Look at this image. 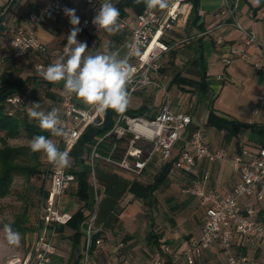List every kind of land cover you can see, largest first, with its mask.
I'll return each instance as SVG.
<instances>
[{"label":"crops","instance_id":"crops-1","mask_svg":"<svg viewBox=\"0 0 264 264\" xmlns=\"http://www.w3.org/2000/svg\"><path fill=\"white\" fill-rule=\"evenodd\" d=\"M48 1L0 0V57L5 60L0 67V83L15 82L27 108L32 103H40L44 111L56 108L61 112L65 94L63 82L50 83L40 73L63 55L72 28L63 10L75 9L81 23L90 20L88 5L83 1L66 0L63 8L47 23L36 27L37 36L48 49L45 54L31 52L16 57L10 46L12 30L19 26L29 27V13L41 10ZM188 1L191 4L188 18L166 32L163 38L164 44L171 49L163 58L160 86L137 90L130 97L127 113L144 107L142 117L152 119L169 96L173 111L189 113L193 118L185 139L193 130L201 129L211 149H224L230 156L243 148L256 152L264 147V69L257 70L253 63L240 57H235L230 64L222 61L231 57V48L243 47V35L239 31L229 24L218 27L223 20L220 10L224 0H198L196 11H193L191 0ZM111 2L119 9L120 16L126 18H135L146 8L143 2L136 0ZM238 19L245 28L254 30L264 39V0L258 7L253 6L252 0H244ZM202 33L206 34L200 36ZM219 36L224 38L223 44L217 43ZM77 40L87 44L86 54L118 50L123 58L127 52L125 33L121 28L117 33H108L99 30L92 20L87 29H81ZM248 52L252 61L257 57L264 59V48H248ZM78 103L89 107L80 99ZM138 145L143 148L144 155L151 149L146 140L139 141ZM184 146L185 142L180 141L173 156ZM88 156L89 153L83 155L87 167ZM80 169L82 165L75 164L70 156L69 170L74 173ZM207 172L210 177L204 181ZM96 173L103 193L95 222L96 232H101L98 239L101 244H96L89 253V264H108L115 260L119 264H154L155 259L171 261L172 254L165 248L180 252L191 241L199 240L206 218L207 205L201 204V199L186 192L185 188L203 183L207 190L226 194L240 179L230 160L213 163L203 160L194 167L192 174H186L175 168L172 160H163L159 156H155L139 176L100 160ZM164 173V181L155 187ZM89 184L92 186L90 179ZM78 189L76 176L61 203V210L72 216L83 208L85 214L91 211L79 198ZM261 212V218H264V208ZM44 230L45 226L37 236ZM46 230L48 237L53 233L57 248L52 264H83L87 253L84 233L75 235L76 228L69 223L55 227L48 225ZM150 232L158 235L159 243L155 239L149 240ZM235 251L249 253L264 264L263 246L252 247L240 240ZM195 264H227V261L216 247H211Z\"/></svg>","mask_w":264,"mask_h":264},{"label":"built area","instance_id":"built-area-1","mask_svg":"<svg viewBox=\"0 0 264 264\" xmlns=\"http://www.w3.org/2000/svg\"><path fill=\"white\" fill-rule=\"evenodd\" d=\"M65 1L49 0L41 10L29 13V27L19 26L12 30L10 46L16 57H24L31 52L40 54L47 52V46L37 36L36 27L47 23L49 18L63 8ZM72 1H83L88 5L90 20H93L97 14L101 3L105 2V0ZM243 1L224 0L220 10L223 20L218 27L229 24L243 35V47L231 48V57H225L222 61L230 64L235 57H240L253 63L257 70H262L264 59L257 57L252 61L248 48L263 49L264 39L259 38L254 30L245 28L239 21L238 12ZM190 5L188 0H172L168 8H144L135 18L119 17L120 28L125 33L127 49L125 56L132 53L134 46H138L141 53L130 55L129 63L135 70L132 80L127 85L130 97L143 87L160 86L163 58L171 49L164 44V35L188 18ZM90 20H83L80 28L87 29ZM204 34L206 33L200 36ZM224 41L222 36L217 38L218 44H223ZM4 61V57H0V67L4 65ZM168 98L169 96L152 119L132 116L127 110L120 113L113 128L99 138L90 151L88 165L94 190V207L84 222L87 253L83 264H88V249L96 233L95 222L103 197L97 180V161H103L139 176L155 156L163 160H172L173 166L186 174H192L194 167L203 160L210 163L230 160L238 171L240 179L226 194L207 190L203 183L187 186L186 192L198 196L201 204L207 205L202 235L199 240L188 243L180 252H172L166 247L165 250L172 254V260L155 259L154 264H195L211 247H216L224 255L227 264H262L249 253L238 254L235 246L242 240L252 247H264V220L261 218V211L264 208V147L256 152L243 148L234 156H230L224 149H211L206 144L201 129L193 130L189 138L185 139V133L193 118L189 113L173 111L169 106ZM7 101L12 105H20L24 102V98L19 94L10 95ZM78 101V97L65 91L60 114L67 134L64 137L55 136L60 149L67 150L70 156L88 126L100 125L105 120V112H98L91 106L82 107ZM110 136L116 140L107 150L101 151V146L106 143L105 139ZM123 139L128 140V145L122 149L118 141ZM141 140L151 144L147 155H144L143 148L138 145ZM180 141H184L185 146L173 156L174 149ZM209 177L210 172H207L204 181ZM75 180L76 175L69 170V166L66 168L52 166L50 190L40 209L45 230L42 235L37 236L28 253L12 256L7 264H52L57 248L53 233L48 237L46 229L48 225L55 227L59 224H67L72 219V214L61 210V203ZM97 244H101V240H98ZM108 264L119 263L115 260Z\"/></svg>","mask_w":264,"mask_h":264},{"label":"clouds","instance_id":"clouds-1","mask_svg":"<svg viewBox=\"0 0 264 264\" xmlns=\"http://www.w3.org/2000/svg\"><path fill=\"white\" fill-rule=\"evenodd\" d=\"M143 2L147 9L168 8L172 0H136ZM253 6L258 7L261 0H252ZM64 14L69 17L72 25L67 36V44L63 55L54 63L41 71L40 75L50 83L63 82L66 93L74 94L85 105L93 107L98 112H106L111 109L117 113H123L130 103V92L127 85L134 76V68L129 63L130 55H140L138 46H134L132 53L123 58L119 51H108L96 54H86L88 46L77 40L81 31L78 27L80 19L75 9L65 8ZM120 11L111 2L105 0L94 16L92 23L100 30L108 33L120 31ZM28 108L30 119L38 121L42 130L49 131L53 136L64 137L67 133L61 121L58 109L51 111L41 109L40 103H32ZM30 148L33 152L42 153L47 160L56 167L66 168L70 166V154L67 150H61L57 143L44 135H36L32 138ZM7 240L10 244H19V233L12 230L10 225L5 226Z\"/></svg>","mask_w":264,"mask_h":264},{"label":"trees","instance_id":"trees-1","mask_svg":"<svg viewBox=\"0 0 264 264\" xmlns=\"http://www.w3.org/2000/svg\"><path fill=\"white\" fill-rule=\"evenodd\" d=\"M191 2L193 3V11H196L198 7V0H191ZM14 83L15 82H11L7 85H2L0 83V133L4 134V137L2 138L3 145L0 148V199H4L11 194L12 186L16 177H23L27 181L35 179L41 181L39 187L40 197L38 203L39 212L37 222L30 224L29 212L27 209H25L22 213L18 214V216H16L12 222L8 223L13 231L27 234L35 230L38 232L43 227L40 209L42 203L48 196L51 186V181L47 185L44 179H46L45 175H51L52 167H50V169L48 168L47 170L43 169L42 160L38 153L33 152L30 147L11 146L8 143V140L19 138L21 135V128L25 130L28 137L31 139L36 135H44L49 139L55 138V136H53L49 131L42 130L38 125V121L29 118L28 108L25 102L20 105H12L7 101V98L10 95H17L19 93L18 87H15ZM144 111L145 108L143 107L133 113H128L132 116H144ZM119 114L120 113L108 109L105 112V120L103 123L100 125L92 124L88 126L71 152V156L73 157L75 164L82 165V169L74 171L75 175L77 176V180L79 181L78 196L80 199L84 200L85 207L90 208V210H92L94 207V190L89 184L90 168L84 165L85 159L83 158V155L85 153H90L92 148L97 144L98 139L105 136L113 128L116 118L119 116ZM105 140L106 143L101 146V151L103 152L107 150L109 145L116 139L110 136ZM118 142L120 146L123 147L128 145L127 140H119ZM165 174L166 173H164L158 179L155 187H158V185L164 181ZM50 179H52L51 176ZM83 209L77 211L73 215L72 219L68 222L70 225L76 228L75 235L77 236H81L83 233L86 236L84 222L88 217V213L85 214ZM262 220H264V218H262ZM100 235L101 232H96L93 235L88 249L89 253H91L93 248L96 246ZM148 238L149 240L155 239L156 242L159 243L158 235L154 234L153 232L149 233ZM32 244L33 240L29 250L31 249Z\"/></svg>","mask_w":264,"mask_h":264},{"label":"rangeland","instance_id":"rangeland-1","mask_svg":"<svg viewBox=\"0 0 264 264\" xmlns=\"http://www.w3.org/2000/svg\"><path fill=\"white\" fill-rule=\"evenodd\" d=\"M3 133H0V148L3 145L2 138ZM55 143L56 139L51 138ZM31 138L28 137L27 133L21 128V135L17 139H9L8 143L11 146H26L30 147ZM42 160L43 169L47 170L53 166L46 156L42 153H38ZM52 177V173L50 175ZM50 176L45 175L44 181L47 185L52 182ZM40 180L27 181L23 177H16L12 186L11 194L4 199H0V264H7L9 259L14 255H24L28 252L32 240L37 236V231L29 232L27 234L19 233L20 241L19 244H10L7 240L5 226L12 222L18 214L22 213L25 209L29 212L30 224L36 223L38 220L39 212V187ZM86 253L84 254V259ZM91 261V256H88V264Z\"/></svg>","mask_w":264,"mask_h":264}]
</instances>
